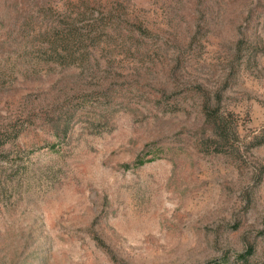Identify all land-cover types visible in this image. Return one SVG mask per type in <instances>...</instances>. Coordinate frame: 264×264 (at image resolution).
Masks as SVG:
<instances>
[{
  "label": "rangeland",
  "instance_id": "374dc122",
  "mask_svg": "<svg viewBox=\"0 0 264 264\" xmlns=\"http://www.w3.org/2000/svg\"><path fill=\"white\" fill-rule=\"evenodd\" d=\"M0 264H264V0H0Z\"/></svg>",
  "mask_w": 264,
  "mask_h": 264
},
{
  "label": "trees",
  "instance_id": "16d2710c",
  "mask_svg": "<svg viewBox=\"0 0 264 264\" xmlns=\"http://www.w3.org/2000/svg\"><path fill=\"white\" fill-rule=\"evenodd\" d=\"M104 25L105 24L102 25L101 23H95L94 25L91 24V26H89L84 31L78 30L75 27V25H71L67 33L68 36L67 38L69 39L70 42H73L77 45L79 44L81 45L85 41L91 40L96 35V33H98L101 29H103V27H106ZM56 51H58V46L54 47L52 52H56Z\"/></svg>",
  "mask_w": 264,
  "mask_h": 264
}]
</instances>
